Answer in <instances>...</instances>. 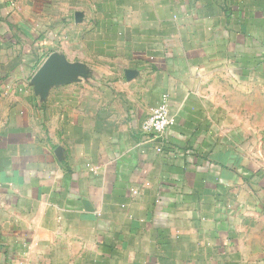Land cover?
Returning a JSON list of instances; mask_svg holds the SVG:
<instances>
[{"label":"crops","instance_id":"obj_1","mask_svg":"<svg viewBox=\"0 0 264 264\" xmlns=\"http://www.w3.org/2000/svg\"><path fill=\"white\" fill-rule=\"evenodd\" d=\"M258 90L264 0H0V264H264Z\"/></svg>","mask_w":264,"mask_h":264},{"label":"built area","instance_id":"obj_2","mask_svg":"<svg viewBox=\"0 0 264 264\" xmlns=\"http://www.w3.org/2000/svg\"><path fill=\"white\" fill-rule=\"evenodd\" d=\"M175 123V118L170 113L168 106L161 104L151 111L148 117L144 120L143 131L150 137V140H156L160 143L166 132ZM159 146L158 150L161 151Z\"/></svg>","mask_w":264,"mask_h":264},{"label":"rangeland","instance_id":"obj_3","mask_svg":"<svg viewBox=\"0 0 264 264\" xmlns=\"http://www.w3.org/2000/svg\"><path fill=\"white\" fill-rule=\"evenodd\" d=\"M247 96H248V99H251L253 101L254 100H259V99L264 101V91L261 92V91L258 90L257 92H255V91L254 92H249L247 94ZM250 110H254V109H250L249 108V111ZM251 125H252V128H253L254 132L257 129L260 130V128H262L263 132H264V114H263V122L262 123L255 124L253 122ZM262 143H263V154L256 156L255 155V150H254L256 148L255 147V140L249 141V149L252 148V152H249V155L245 157V161L247 162L246 164H248L247 166L256 167V165H257L258 167H264V135H263Z\"/></svg>","mask_w":264,"mask_h":264},{"label":"water","instance_id":"obj_4","mask_svg":"<svg viewBox=\"0 0 264 264\" xmlns=\"http://www.w3.org/2000/svg\"><path fill=\"white\" fill-rule=\"evenodd\" d=\"M50 62H47L46 63V65L43 67V69L41 70V75H46V73H47V71H48V69H49V67H50Z\"/></svg>","mask_w":264,"mask_h":264}]
</instances>
